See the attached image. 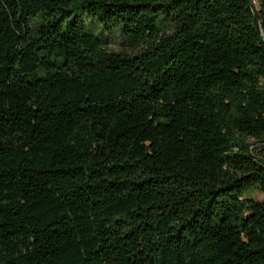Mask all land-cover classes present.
<instances>
[{"label":"trees","instance_id":"trees-1","mask_svg":"<svg viewBox=\"0 0 264 264\" xmlns=\"http://www.w3.org/2000/svg\"><path fill=\"white\" fill-rule=\"evenodd\" d=\"M0 264H264V0H0Z\"/></svg>","mask_w":264,"mask_h":264},{"label":"rangeland","instance_id":"rangeland-1","mask_svg":"<svg viewBox=\"0 0 264 264\" xmlns=\"http://www.w3.org/2000/svg\"><path fill=\"white\" fill-rule=\"evenodd\" d=\"M116 40V38H112V43H111V46H113V44H114V41ZM258 197V199H260L261 198V196H257Z\"/></svg>","mask_w":264,"mask_h":264}]
</instances>
